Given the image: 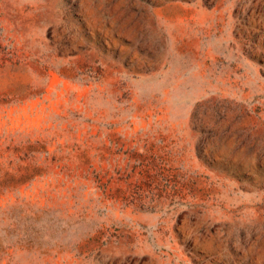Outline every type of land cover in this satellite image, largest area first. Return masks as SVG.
Returning a JSON list of instances; mask_svg holds the SVG:
<instances>
[{
	"label": "rangeland",
	"instance_id": "rangeland-1",
	"mask_svg": "<svg viewBox=\"0 0 264 264\" xmlns=\"http://www.w3.org/2000/svg\"><path fill=\"white\" fill-rule=\"evenodd\" d=\"M0 264H264V0H0Z\"/></svg>",
	"mask_w": 264,
	"mask_h": 264
}]
</instances>
